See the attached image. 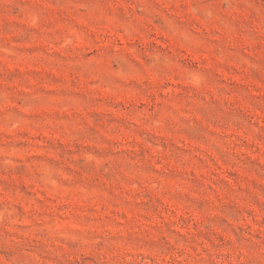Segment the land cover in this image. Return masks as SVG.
Listing matches in <instances>:
<instances>
[{
    "label": "clouds",
    "instance_id": "1",
    "mask_svg": "<svg viewBox=\"0 0 264 264\" xmlns=\"http://www.w3.org/2000/svg\"><path fill=\"white\" fill-rule=\"evenodd\" d=\"M245 45L264 55V0H0V264H264V191L235 190L264 172L171 178L195 166L177 137L264 158L232 114L264 99H212Z\"/></svg>",
    "mask_w": 264,
    "mask_h": 264
},
{
    "label": "rangeland",
    "instance_id": "2",
    "mask_svg": "<svg viewBox=\"0 0 264 264\" xmlns=\"http://www.w3.org/2000/svg\"><path fill=\"white\" fill-rule=\"evenodd\" d=\"M221 6L223 7V5ZM154 35L157 37L155 42L159 47H167V45L161 42L162 40H168V43L172 45L175 44V42L166 35L159 33H154ZM239 51L243 52V57L236 58L242 59L246 57L249 64L254 65V67H241L238 63H229L226 67L217 69L215 77L219 78L221 91H223L225 95L223 97L217 96L215 90H213L212 99L214 103L232 104L237 101L238 95L241 92H249V94L257 100L264 99V83L261 82L262 77H264V55H261L258 49L252 51L247 45L244 46V49H239ZM188 55L191 54L189 53ZM198 59V57L193 58L194 62L198 61ZM204 59L208 62L209 66H211L212 58L206 55ZM33 70L31 65H21L18 69L11 66L9 67V72L12 73L13 76L18 73L22 74L26 71ZM35 70L39 71V69ZM232 114H238L246 126L256 132L257 138L264 133V111H261L260 108L254 107L251 104H241L238 108L232 109ZM193 134L195 135V133ZM32 135H35V133H32ZM237 135L244 140L245 144L249 142L244 139L242 132H237ZM168 139L172 140L173 138ZM175 139L182 140V143L176 144V147L181 148L184 153H191V159L194 161L195 166L191 169L173 172L171 173V178L176 180V178L179 177L184 180V182L190 183L194 188L204 186L203 178L206 176L208 169H212V175L216 177L213 183H218L226 187L236 184L238 174L228 167L226 161L229 160L238 161L244 167L257 173V175L264 172V158L258 155L260 152L259 147L256 148V151L245 148L242 153L237 147L236 151H226L221 155L219 153H206V149L203 145H197L187 137H177ZM136 151H139V148H137ZM197 153H200V155H197ZM156 168L159 170V165H157ZM185 173H187V175H185ZM239 176H243V173H239ZM13 187L26 191L28 189L27 179L24 178V183L13 185ZM235 190L246 196H252L253 192L264 191V185L253 180L251 181L250 187L244 184H237ZM176 195L178 197L180 196L179 193ZM164 203L166 207H170V210L174 208L176 215H180L183 211L182 208L176 207L179 204V199L168 200ZM233 207L234 205L232 204L225 205L226 210L232 209Z\"/></svg>",
    "mask_w": 264,
    "mask_h": 264
}]
</instances>
